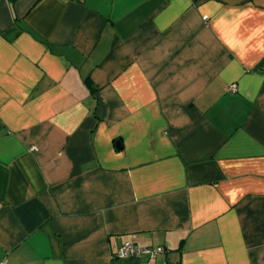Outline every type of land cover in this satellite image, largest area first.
Returning a JSON list of instances; mask_svg holds the SVG:
<instances>
[{
	"label": "crops",
	"instance_id": "0c3cea01",
	"mask_svg": "<svg viewBox=\"0 0 264 264\" xmlns=\"http://www.w3.org/2000/svg\"><path fill=\"white\" fill-rule=\"evenodd\" d=\"M2 262L264 264V0H0Z\"/></svg>",
	"mask_w": 264,
	"mask_h": 264
},
{
	"label": "built area",
	"instance_id": "2783aa9c",
	"mask_svg": "<svg viewBox=\"0 0 264 264\" xmlns=\"http://www.w3.org/2000/svg\"><path fill=\"white\" fill-rule=\"evenodd\" d=\"M232 88V87H231ZM160 248H155V249H141V248H136L132 246L131 244L125 243L122 248L119 250L117 256L119 258H124L128 256H134V255H149L151 257H154L156 254L161 253ZM0 264H6L5 262H2Z\"/></svg>",
	"mask_w": 264,
	"mask_h": 264
}]
</instances>
